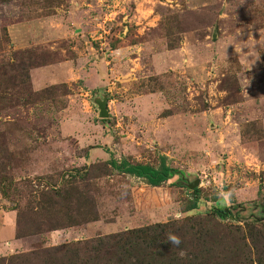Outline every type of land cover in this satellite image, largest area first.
<instances>
[{"label":"rangeland","instance_id":"rangeland-1","mask_svg":"<svg viewBox=\"0 0 264 264\" xmlns=\"http://www.w3.org/2000/svg\"><path fill=\"white\" fill-rule=\"evenodd\" d=\"M215 208L264 264V0H0V264Z\"/></svg>","mask_w":264,"mask_h":264},{"label":"trees","instance_id":"trees-1","mask_svg":"<svg viewBox=\"0 0 264 264\" xmlns=\"http://www.w3.org/2000/svg\"><path fill=\"white\" fill-rule=\"evenodd\" d=\"M110 165L114 170L140 177L152 186H160L179 173L178 169L167 164L166 156L160 157L158 166L115 160ZM196 207L197 197L187 210ZM215 210L216 214L171 219L53 248L43 253L42 264H246L248 243L235 235L239 227L219 221L218 216L224 218L232 214L231 211L223 214L221 209ZM235 214L236 218L241 217L240 211ZM250 217L258 219L256 214ZM168 232L181 238L179 248L164 242ZM12 262H17L14 257Z\"/></svg>","mask_w":264,"mask_h":264},{"label":"clouds","instance_id":"clouds-1","mask_svg":"<svg viewBox=\"0 0 264 264\" xmlns=\"http://www.w3.org/2000/svg\"><path fill=\"white\" fill-rule=\"evenodd\" d=\"M237 35H240V34H237ZM234 49H235V52L237 54H239V55L243 52L242 51L243 48H237V47L234 46ZM258 58H259V56H257V59ZM218 195H220L223 198L227 199L228 196L230 195V193L220 192V193H218ZM177 218H179V213H177ZM164 242H170L171 246L172 247H176V248H179L180 244L182 243L181 238L177 234H175L173 232L166 233V239H165ZM180 254H181V256H183V250H181Z\"/></svg>","mask_w":264,"mask_h":264},{"label":"water","instance_id":"water-1","mask_svg":"<svg viewBox=\"0 0 264 264\" xmlns=\"http://www.w3.org/2000/svg\"><path fill=\"white\" fill-rule=\"evenodd\" d=\"M99 105H100V116L101 117H108V111L104 105V102H100Z\"/></svg>","mask_w":264,"mask_h":264}]
</instances>
